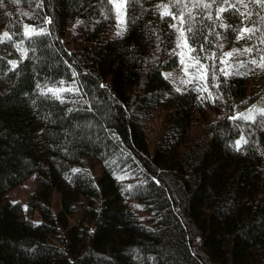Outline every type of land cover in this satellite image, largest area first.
Listing matches in <instances>:
<instances>
[{
	"label": "trees",
	"instance_id": "16d2710c",
	"mask_svg": "<svg viewBox=\"0 0 264 264\" xmlns=\"http://www.w3.org/2000/svg\"><path fill=\"white\" fill-rule=\"evenodd\" d=\"M116 21L111 0H0V264H264V112L235 117L264 105V7L126 0ZM182 46L223 63L178 91Z\"/></svg>",
	"mask_w": 264,
	"mask_h": 264
},
{
	"label": "rangeland",
	"instance_id": "374dc122",
	"mask_svg": "<svg viewBox=\"0 0 264 264\" xmlns=\"http://www.w3.org/2000/svg\"><path fill=\"white\" fill-rule=\"evenodd\" d=\"M116 14H117V21H116V30H115V35L120 36L122 33L125 31L126 27V0H111ZM170 13V9L168 5H164L162 7V14L165 15V12ZM169 16V15H165ZM42 29H36L33 26L27 24V31L29 33H35V32H40ZM246 33L243 31L240 34L241 39L245 37ZM157 47H158V42L154 41L150 47V59H156L157 57ZM178 51L181 53V59L179 61V64L173 68L172 70L165 71L164 75L165 77L174 85L176 89L179 90H184L188 88L189 84L194 80L195 76L200 77L203 69L205 66L202 64L204 63L206 67L208 64L214 68L217 65H220L223 63V60L219 56H217L216 53L213 52L212 55L206 56L205 60H195L191 59L190 56H186V49L184 46L181 48H178ZM25 55V51H21V56L23 57ZM236 57V56H235ZM228 60H226L227 62ZM262 70L260 68L253 69V72L251 73L252 81L254 84H260L261 81L263 80L262 76ZM256 79V80H255ZM264 105L261 100H258L254 103H252L250 106L247 108L241 110L238 112L235 117L238 119H252L256 117L257 115L263 113L264 111ZM92 167L94 171L100 175L104 171V166L103 163H101L98 159L94 158L92 159ZM37 189V181L35 179V176L32 175L30 176L26 181H24L21 185L13 189L9 195L8 198L11 202L16 203L20 202L24 206H26V203L29 199V196L32 192H34ZM53 205L56 211H58L60 207V199L59 195H55L53 199ZM34 220L39 222L41 220V217L39 214L34 215ZM77 218H74L71 220V223L73 224Z\"/></svg>",
	"mask_w": 264,
	"mask_h": 264
},
{
	"label": "snow or ice",
	"instance_id": "6c2138e0",
	"mask_svg": "<svg viewBox=\"0 0 264 264\" xmlns=\"http://www.w3.org/2000/svg\"><path fill=\"white\" fill-rule=\"evenodd\" d=\"M178 2H179V0H178ZM254 2L255 3H257V4H260L262 7H264V0H254ZM206 7H209L210 5H205ZM220 11H224V9H220ZM165 15H171V13H169V12H165ZM243 15V14H242ZM176 17L175 16H173V19H175ZM242 31H251V29H244V30H242ZM5 36H7V33H5L4 34ZM226 55H228L229 57L232 55L231 53H228V54H226ZM262 67H264V65H261ZM178 91H179V89H177ZM262 111H264V110H262Z\"/></svg>",
	"mask_w": 264,
	"mask_h": 264
}]
</instances>
